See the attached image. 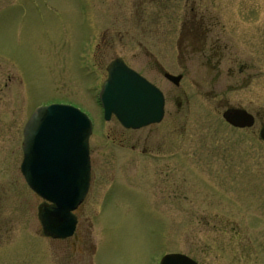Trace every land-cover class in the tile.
Masks as SVG:
<instances>
[{
    "label": "rangeland",
    "instance_id": "rangeland-1",
    "mask_svg": "<svg viewBox=\"0 0 264 264\" xmlns=\"http://www.w3.org/2000/svg\"><path fill=\"white\" fill-rule=\"evenodd\" d=\"M192 5L225 23L239 62L169 57L157 13ZM114 58L161 90L159 123L132 130L104 120L97 94ZM159 64L183 74L178 86ZM54 103L77 107L93 125L90 186L77 215L94 264H158L170 252L197 264H264L260 122L232 131L221 116L230 103L264 119V0H0V264L91 262L42 234L44 201L19 170L25 122Z\"/></svg>",
    "mask_w": 264,
    "mask_h": 264
},
{
    "label": "water",
    "instance_id": "water-1",
    "mask_svg": "<svg viewBox=\"0 0 264 264\" xmlns=\"http://www.w3.org/2000/svg\"><path fill=\"white\" fill-rule=\"evenodd\" d=\"M107 78L98 100L104 120L112 116L127 129L159 123L164 114V96L159 88L121 59L106 67ZM164 78L179 85L181 75L168 72ZM222 118L235 127H250L253 115L230 109ZM89 117L69 104L37 107L23 127L20 172L28 187L44 202L38 207L42 234L52 239L70 237L76 227L74 211L83 202L90 181ZM264 140V128L260 131ZM159 264H197L182 253L165 254Z\"/></svg>",
    "mask_w": 264,
    "mask_h": 264
},
{
    "label": "flooded vegetation",
    "instance_id": "flooded-vegetation-1",
    "mask_svg": "<svg viewBox=\"0 0 264 264\" xmlns=\"http://www.w3.org/2000/svg\"><path fill=\"white\" fill-rule=\"evenodd\" d=\"M143 9V8H142ZM140 10L139 14H145ZM159 9L157 13L158 17V27L160 25L161 19H165L166 23L162 24V27L167 28L163 29L165 35H169L170 38L168 46L170 47V54L169 57L172 58L174 61L178 59H182L185 62L188 61H205L209 62L215 58L216 62L220 65L224 57H228V59L232 62H239L238 57L234 54H229L228 51L231 49L229 48V43L225 40V23L220 21V17L216 16V13H212L209 10L208 6L203 5L200 6H189V7H181V8H172L168 12L162 11ZM225 13H220L219 15H223ZM163 15V16H162ZM224 20V18H223ZM216 28L218 31H216ZM215 30V32H214ZM165 45V44H164ZM166 46V45H165ZM227 51V52H226ZM144 55L150 56L153 58L154 63H157V58H155L154 54L150 51L145 50ZM218 65V66H219ZM160 70H162V74L166 71L163 69L165 68L163 65L159 64L158 66ZM244 66L239 67V71L241 72ZM167 70V69H166ZM232 70V68H228V71ZM232 74V71L230 72ZM174 75H181V79L183 74H174ZM181 106V102H177V107ZM244 109L241 108L239 105L238 107L232 106L230 103H225L223 105L222 113L226 110L230 109ZM246 110V109H244ZM248 113L253 115L254 122L250 127H235L230 123L226 122L223 118V123L228 129L232 131H242V130H249L258 120L259 127H258V137L260 142L264 144V140L260 138V131L264 128V119H260L258 113L252 114L248 110ZM221 113V116H222ZM133 130V129H132ZM141 139L137 140V144L141 143ZM136 147L134 144H130L131 150ZM142 154H145L146 149L145 146H142ZM126 153L130 155H139L140 153L127 151ZM140 154V155H142ZM144 156V155H142ZM89 163H90V179H91V161H90V151H89ZM90 186V181H89ZM82 204V203H81ZM80 206L75 210V215L77 219L76 229L71 237L65 238L63 240L67 241L68 245L73 248V252L75 254H79V257L90 255L88 264H94L93 262V255L96 251L94 244L92 242V235L88 231H79L78 224H79V216L80 213ZM90 234V235H89Z\"/></svg>",
    "mask_w": 264,
    "mask_h": 264
}]
</instances>
